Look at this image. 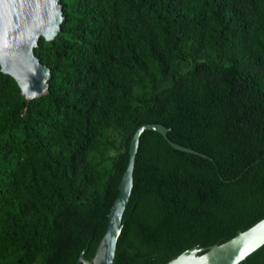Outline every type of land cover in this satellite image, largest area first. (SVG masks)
<instances>
[{
    "label": "trees",
    "instance_id": "trees-1",
    "mask_svg": "<svg viewBox=\"0 0 264 264\" xmlns=\"http://www.w3.org/2000/svg\"><path fill=\"white\" fill-rule=\"evenodd\" d=\"M60 6L35 50L48 93L28 101L0 68V264H76L94 229L91 262L145 125L215 165L145 132L113 264H168L264 220V0Z\"/></svg>",
    "mask_w": 264,
    "mask_h": 264
},
{
    "label": "water",
    "instance_id": "water-1",
    "mask_svg": "<svg viewBox=\"0 0 264 264\" xmlns=\"http://www.w3.org/2000/svg\"><path fill=\"white\" fill-rule=\"evenodd\" d=\"M60 1L0 0L1 72L17 83L22 96L28 101L45 96L49 90L48 82L51 71L35 56V50L42 38L47 42H52L60 32L64 20ZM147 131L162 136L170 147L178 152L201 157L213 163L209 157L192 150L189 145L183 147L173 143L169 140L168 134H173L177 139H184L161 125H145L139 128L132 139L124 176L116 190V192L119 191V197L115 200L114 195L108 213L102 217L107 218L106 232L96 255L91 262L83 257L92 238L93 229L76 264L114 263L121 232L130 222L136 209L134 208L123 226V217L133 190L135 159L140 138ZM263 246L264 220L249 230L240 232L225 244L210 248H192L168 264H241Z\"/></svg>",
    "mask_w": 264,
    "mask_h": 264
},
{
    "label": "rangeland",
    "instance_id": "rangeland-1",
    "mask_svg": "<svg viewBox=\"0 0 264 264\" xmlns=\"http://www.w3.org/2000/svg\"><path fill=\"white\" fill-rule=\"evenodd\" d=\"M194 64V60L190 59L183 67L184 71H187L189 70ZM112 138L113 139H116L118 142H120V137L116 134H113L112 135Z\"/></svg>",
    "mask_w": 264,
    "mask_h": 264
}]
</instances>
